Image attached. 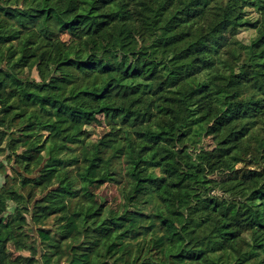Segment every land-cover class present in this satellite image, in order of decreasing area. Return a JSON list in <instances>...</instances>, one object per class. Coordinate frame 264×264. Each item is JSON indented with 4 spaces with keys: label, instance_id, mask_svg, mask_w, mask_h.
Segmentation results:
<instances>
[{
    "label": "trees",
    "instance_id": "1",
    "mask_svg": "<svg viewBox=\"0 0 264 264\" xmlns=\"http://www.w3.org/2000/svg\"><path fill=\"white\" fill-rule=\"evenodd\" d=\"M0 264H264V0H0Z\"/></svg>",
    "mask_w": 264,
    "mask_h": 264
},
{
    "label": "rangeland",
    "instance_id": "2",
    "mask_svg": "<svg viewBox=\"0 0 264 264\" xmlns=\"http://www.w3.org/2000/svg\"><path fill=\"white\" fill-rule=\"evenodd\" d=\"M253 30H243L240 32L239 36L244 39V40H248L250 38V36L252 35ZM105 119L104 117L101 115L100 116V121L99 122H94L91 127H89L90 131H91V137L92 139H98L102 136L103 133V128L106 126L105 125ZM103 193L107 196L108 199L114 200L117 196V191H116V186L112 185V184H106L102 187Z\"/></svg>",
    "mask_w": 264,
    "mask_h": 264
}]
</instances>
